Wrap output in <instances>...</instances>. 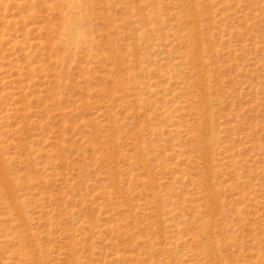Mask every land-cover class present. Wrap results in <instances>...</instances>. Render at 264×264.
Masks as SVG:
<instances>
[{
    "label": "rangeland",
    "instance_id": "374dc122",
    "mask_svg": "<svg viewBox=\"0 0 264 264\" xmlns=\"http://www.w3.org/2000/svg\"><path fill=\"white\" fill-rule=\"evenodd\" d=\"M0 264H264V0H0Z\"/></svg>",
    "mask_w": 264,
    "mask_h": 264
}]
</instances>
